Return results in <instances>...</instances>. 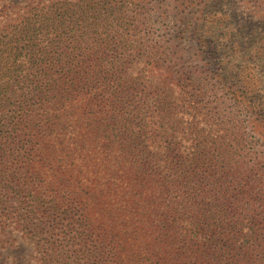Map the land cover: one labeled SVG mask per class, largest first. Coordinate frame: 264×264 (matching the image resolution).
I'll use <instances>...</instances> for the list:
<instances>
[{
  "label": "trees",
  "instance_id": "obj_1",
  "mask_svg": "<svg viewBox=\"0 0 264 264\" xmlns=\"http://www.w3.org/2000/svg\"><path fill=\"white\" fill-rule=\"evenodd\" d=\"M147 1L57 0L0 34V169L53 172L58 156L76 159L79 136L95 148L103 139L110 167L101 189L81 178L64 202L44 205V186L32 187L37 209L20 216L37 232L65 207L80 253L94 249L95 264H264V29L207 0H175L195 8L198 46L232 101L215 122L224 132L200 128L183 151L170 102L131 75L137 61L159 65L163 55L139 34ZM148 107L161 114L153 118L160 133L145 122ZM158 137L166 146L155 150ZM114 185L122 196L107 199ZM131 239L141 242L137 251L125 244Z\"/></svg>",
  "mask_w": 264,
  "mask_h": 264
},
{
  "label": "rangeland",
  "instance_id": "obj_2",
  "mask_svg": "<svg viewBox=\"0 0 264 264\" xmlns=\"http://www.w3.org/2000/svg\"><path fill=\"white\" fill-rule=\"evenodd\" d=\"M54 1L57 0H0V34L15 23L18 15L28 16V12L36 5L41 8ZM207 1L221 10L223 6L236 21H248L256 26V30L264 29V15H260L264 12V7H258L257 0ZM197 16L195 8L176 4L175 0H148L139 18V34L143 37L144 46H155L163 55L160 56L159 65L144 57L131 70V75L139 78L149 88L148 94L154 93L153 88L158 89L161 98L172 105L170 118L173 121L169 127L171 130L175 128L176 140L183 151L192 148L194 132L200 128L211 136L222 134L224 129L218 125L219 119L225 110L231 111L232 103L224 96L223 81L217 76V67L209 51L203 52L198 46L194 28ZM197 51L200 52V59ZM168 63L172 71L165 67ZM168 70L171 71L170 74L167 73ZM151 105L154 106L152 101ZM150 108L156 110V107L145 110V122H150V129L157 128L160 133L161 121L153 123V118L161 114L159 111L153 113ZM87 122V119L83 121L85 127ZM83 133L84 131L82 135ZM76 140L75 144L80 151L76 153V159L58 156L53 160V172L51 165L38 176L34 174L38 170L33 168L28 171L27 168L15 165L7 170L0 169V264H95L94 249H82L80 253L76 235L73 233L76 228L75 216L68 214L65 207L53 212L56 215L51 218L52 222L55 220L53 225L48 224L44 228L40 224L37 232L24 223V218L20 216L27 210L37 209L36 197L40 194L31 191L32 187L44 186L41 191L45 195L41 194L40 200L45 205L50 204L52 199L64 202L69 192L73 194L78 190V181L81 178L84 183L93 182L96 187L100 184V189L108 182L110 167L105 160L103 139L98 141L99 148H95V143L81 139V136ZM150 144L155 150L166 146L165 140L159 137L155 141L151 140ZM87 154L95 160L89 165L82 156ZM15 171L17 179L12 180L10 175ZM26 188L28 189L24 190ZM117 193L118 188L114 185L107 199L114 200L116 196H122ZM38 216L47 222L46 216ZM135 235L138 236L137 233ZM125 244L137 251L141 242L131 239Z\"/></svg>",
  "mask_w": 264,
  "mask_h": 264
}]
</instances>
